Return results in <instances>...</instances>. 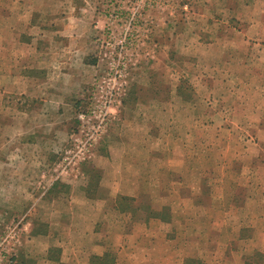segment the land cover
Here are the masks:
<instances>
[{
    "label": "rangeland",
    "instance_id": "1",
    "mask_svg": "<svg viewBox=\"0 0 264 264\" xmlns=\"http://www.w3.org/2000/svg\"><path fill=\"white\" fill-rule=\"evenodd\" d=\"M24 1L40 5L62 0H37V3L35 0H0V38L14 25V19L1 21L2 16L20 11L19 3ZM77 1L81 7H89V20L94 26L90 36L94 77L90 88L84 91V99L72 106L70 120L66 122L71 124L74 132L68 140L59 142L61 146L53 159H41V174L34 192L37 195L31 194L32 198L22 202L0 201V264H18L23 244L40 255L45 254L46 242L41 239L37 242L40 251L34 248L36 243L31 239L37 205L57 182L59 166L64 164L66 152L75 144L74 138L81 136L80 115L93 111L100 113L101 101L106 99H113L115 103L90 157L59 179L77 184L86 179L83 167L92 163L114 167L115 160L111 157L115 154H108V158L104 150L115 144L118 146V195L126 198L120 200L121 205H148L150 196L153 197L147 195L149 191L154 193L153 207L159 210V216L168 215L163 205H168L169 201L159 198L162 185L130 183L134 173H147L146 157L151 156L146 150L132 151L130 146L139 142L148 144L145 133L165 130L169 123L172 134L180 130L182 142L193 146L196 137L184 135L182 129L193 132L198 121L192 110L186 111L180 99L205 95L202 84L211 81L216 87L214 93L207 90V94L225 98V101L215 102L213 109L218 113L228 109L235 118L226 120L220 115L214 122L217 131L199 143L203 145L201 157L193 159L180 173L186 175V180H191V188L198 172L204 177L232 178L240 183L236 194L250 193L254 199L247 210L248 216L217 218L214 213H209L213 211L203 210V216L186 217L185 223L177 225L179 231L170 229V237L175 238L173 252L178 254L180 244L179 258L184 264L194 260H199L200 264H264L259 234L262 218L257 211L258 192L263 190L261 182L264 180V154L258 134V111L263 107L260 102L264 98V0ZM1 44L2 40L0 49ZM249 99L251 103L245 106V100ZM210 107L203 105V112H208ZM225 131L230 135H225ZM99 153L105 154L110 165L98 158ZM138 155L143 158L141 167L136 161ZM228 187L219 182L216 189L220 194L229 193ZM179 188L172 186L174 195L179 191L189 195L194 193L189 187ZM159 200L161 203L156 202ZM171 204L174 207V202ZM209 204L210 200L204 198V207ZM7 208H14L12 215L6 214ZM138 216H145L144 211ZM177 219L179 223L181 218ZM210 220L217 225L209 224ZM230 220L235 223L234 232L220 231ZM214 257H217L216 262Z\"/></svg>",
    "mask_w": 264,
    "mask_h": 264
},
{
    "label": "crops",
    "instance_id": "2",
    "mask_svg": "<svg viewBox=\"0 0 264 264\" xmlns=\"http://www.w3.org/2000/svg\"><path fill=\"white\" fill-rule=\"evenodd\" d=\"M31 2H20V11L8 12L1 18V21L14 19V25L0 38V201L22 202L32 198L31 194L37 195L34 192L41 174V159H53L61 146L59 142L68 140L74 132L66 122L70 120L72 106L84 99V91L90 88L95 71L90 41L94 26L89 20V7H81L77 0L40 5ZM215 87L214 81L203 83L205 95L180 99L186 111L192 110L198 121L193 132L182 129L184 135L196 137L193 146L182 142L180 130L172 134L171 123L165 130L147 131L145 143L148 144L139 142L130 146L132 151L151 153L146 157L147 173H134L130 183L162 185L159 198L169 201L168 205H163L168 215L159 216V210L153 207L154 193L149 191L146 194L153 197L150 196L148 205L131 204V208L121 205L120 200L126 198L118 195V146L110 145L104 151L108 158V154H115L111 157L115 160L114 167L92 163L83 167L85 181L76 184L58 179L41 199L33 216L31 239L36 243L34 248L40 251L37 242L45 241L46 252L40 255L23 244L18 264H184L179 258L180 244L178 254L173 252L172 227L179 231L177 225L185 223L186 217L203 216V210L213 211L209 213L217 218L248 216L247 210L254 198L250 193L236 194L240 183L232 178L204 177L200 171L202 174L198 172V176H194L191 188V180L180 173L193 159L201 157L203 145L199 143L217 131L214 122L220 115L226 120L235 118L228 109L222 113L213 109L215 102L225 101L222 96L210 94ZM207 90L211 92L207 94ZM245 102L246 106L251 100ZM205 104L211 106L208 112H203ZM260 104L263 107L258 111V134L264 154V98ZM99 154L98 158L110 165L105 154ZM142 160L138 155L139 167ZM219 182L228 184L226 189L230 192L218 193ZM261 184L263 190L258 192L257 211L262 218L259 234L264 248V180ZM173 185L182 189L189 187L194 193L179 191L174 195ZM204 198L210 200L209 207H204ZM11 210L14 208H7L6 214L12 215ZM142 210L145 216L139 217ZM179 217L181 221L177 223ZM212 222L210 220L209 224L217 225ZM234 228L235 223L230 220L220 231L234 232ZM244 240L249 241V238L244 237ZM213 259L217 261V257ZM194 263L201 262H189Z\"/></svg>",
    "mask_w": 264,
    "mask_h": 264
},
{
    "label": "built area",
    "instance_id": "3",
    "mask_svg": "<svg viewBox=\"0 0 264 264\" xmlns=\"http://www.w3.org/2000/svg\"><path fill=\"white\" fill-rule=\"evenodd\" d=\"M133 19L134 17L131 20L133 21ZM114 103L113 99H106L101 101L100 113L93 111L89 114L80 115L82 122L81 136L74 138L75 144L66 152L68 156L65 157L64 164L59 166L60 173L56 175L55 180H58L63 175H69L71 170L77 169L83 161L90 157L89 153L93 150L102 129H105L107 124L105 125L104 123Z\"/></svg>",
    "mask_w": 264,
    "mask_h": 264
}]
</instances>
